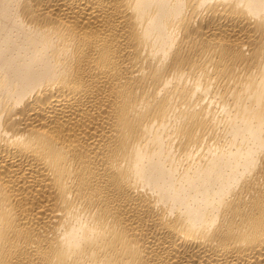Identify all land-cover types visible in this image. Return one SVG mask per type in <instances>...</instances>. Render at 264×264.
Returning <instances> with one entry per match:
<instances>
[{
    "label": "bare ground",
    "instance_id": "bare-ground-1",
    "mask_svg": "<svg viewBox=\"0 0 264 264\" xmlns=\"http://www.w3.org/2000/svg\"><path fill=\"white\" fill-rule=\"evenodd\" d=\"M0 264H264V0H0Z\"/></svg>",
    "mask_w": 264,
    "mask_h": 264
}]
</instances>
